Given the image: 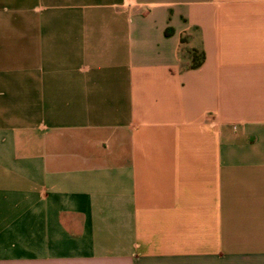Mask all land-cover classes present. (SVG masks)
I'll return each instance as SVG.
<instances>
[{
	"label": "crops",
	"instance_id": "obj_1",
	"mask_svg": "<svg viewBox=\"0 0 264 264\" xmlns=\"http://www.w3.org/2000/svg\"><path fill=\"white\" fill-rule=\"evenodd\" d=\"M0 264H264V0H0Z\"/></svg>",
	"mask_w": 264,
	"mask_h": 264
},
{
	"label": "trees",
	"instance_id": "obj_2",
	"mask_svg": "<svg viewBox=\"0 0 264 264\" xmlns=\"http://www.w3.org/2000/svg\"><path fill=\"white\" fill-rule=\"evenodd\" d=\"M199 64V63H198Z\"/></svg>",
	"mask_w": 264,
	"mask_h": 264
}]
</instances>
